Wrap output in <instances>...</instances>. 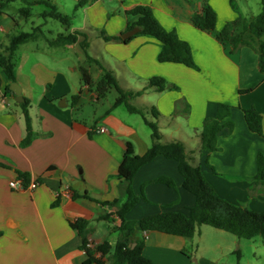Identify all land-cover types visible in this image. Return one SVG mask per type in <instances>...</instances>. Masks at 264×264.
Listing matches in <instances>:
<instances>
[{"label":"crops","instance_id":"obj_1","mask_svg":"<svg viewBox=\"0 0 264 264\" xmlns=\"http://www.w3.org/2000/svg\"><path fill=\"white\" fill-rule=\"evenodd\" d=\"M71 1L75 4L79 0ZM231 2H212L217 12L216 30L204 31L191 21L201 9L190 0H181L177 5L173 0H120L124 12L139 4L150 6L168 30H176L181 39L189 42L198 69L159 61L163 45L150 35L137 33L127 43L106 41L99 36V29L110 31V25L109 34L103 28L107 35L119 36L138 17L115 15L102 7L101 0L78 8L82 12L79 25L73 19L69 30L62 25L64 33L85 31L91 37L90 47L95 40L103 39L107 53L144 86L151 77L165 78L169 86L163 91L145 90L137 101L138 107L158 109L160 115L153 117L163 129L165 141H182L221 197L264 212V181L257 179L264 136L249 129L244 114L245 109L256 108L263 117L264 133V72L259 67V44H255L254 36L247 34L251 45L236 50L217 38L227 23L239 18ZM6 8L0 15V54L7 53L11 37L21 27ZM47 37L57 36L51 32L50 36L39 35L16 51L17 82L24 98L30 101L33 137L29 143H23L27 124L22 106L7 90L9 78L0 66V264H97L86 262L83 238L71 224L88 220L89 237L95 244L108 240L115 246L119 235L114 237L110 232L113 225L120 224L115 214L118 206L102 202L118 199L121 204L125 200L118 170L128 143L136 154L143 155L151 146L152 131L145 129L144 125H148L143 116L138 119V113L132 114L125 104L114 107L112 103L91 120L80 114L87 89L83 76L77 75L82 65L59 52L74 51L81 61L85 53L78 54L76 42L51 45ZM91 76L96 84L99 80ZM87 92L94 101L104 99L93 88ZM78 93L82 97L74 107L72 97ZM145 95L150 97L142 98ZM219 103L232 106L230 116L222 122L231 120L234 126H225L218 133V150L207 151L202 149L200 133L205 119L217 116ZM123 105L127 114L120 111ZM19 171L28 173L30 183L38 182V186L31 189ZM160 177L172 178L175 187L157 182ZM14 179L22 180L20 188L10 186ZM132 186L137 195L145 196L127 214L128 220L137 223L161 212L188 214L196 203L195 196L184 187L178 161L163 155L143 165ZM105 213L114 214L113 221L99 218ZM134 237L145 239L144 255L155 264H264V242L259 235L240 238L224 229L202 225L193 237H185L143 231L137 224ZM102 258L103 264H109L107 257Z\"/></svg>","mask_w":264,"mask_h":264},{"label":"trees","instance_id":"obj_2","mask_svg":"<svg viewBox=\"0 0 264 264\" xmlns=\"http://www.w3.org/2000/svg\"><path fill=\"white\" fill-rule=\"evenodd\" d=\"M14 0H0V15L5 12V8L9 2ZM90 1L95 0H79L76 8L85 6ZM262 2V11L254 18L248 21L245 18H238L230 23H227L223 29L218 32L217 38L222 42L229 43L232 50H236L244 45H251L250 40L246 37L250 34L259 40V67L261 72H264V0ZM46 4L48 9L42 13L44 18H53L60 20L67 30L72 26L73 17L65 14L61 9L51 3L50 0H35L34 4ZM25 14L29 13V7L21 9ZM126 14L137 16L138 19L127 26V30L134 27H140L138 34L150 35L159 40L163 47L159 53L158 59L161 62H173L184 64L189 67L198 69L199 66L195 62L192 47L189 42L181 39L176 30H168L157 18L154 10L144 4H139L131 9L125 11ZM192 23L201 30L215 31L217 26V12L209 4L198 10L191 19ZM36 30L21 31L14 34L7 47L6 54H0V66L4 69L9 78L10 84L17 81V59L16 51L19 46L37 36ZM44 35V33H41ZM99 36L106 41H121L129 42L133 37L124 40L122 34L119 36H110L102 30L98 32ZM79 36L83 39L79 40ZM51 45L78 43L86 56V61L95 63L101 70V77L95 84L92 76L87 68L80 67L83 75V85L91 91L93 86L97 87L99 98H104L112 88H115L119 96L114 102V107L125 104L131 113H138L143 116L145 123L152 131V144L145 154L138 155L131 143H128L125 151L124 159L119 166L118 177L123 183L125 200L119 204L118 199L114 201H103V205L118 206L115 213L120 219L119 225H113L112 229L118 231L119 237L113 247L108 240L96 244L94 247H88L89 221L80 219L73 222L72 227L79 232L83 238V248L87 252V263L103 264V257H107L109 264H155L151 259L144 255L145 239H136L134 237L137 224L143 231H160L168 234L193 237L197 234L198 229L202 225H210L215 228L224 229L235 234L240 238L251 239L255 236H261L264 242V212H258L246 206H240L231 201L221 197L205 178L204 171L199 164H196L195 157L187 150L185 144L179 140L162 141V132L157 122L149 119V113L154 117L160 115L155 106L138 107L131 103V100L136 96H140L148 88H153L157 91L165 90L169 85L165 78L160 76L151 77L148 81L147 87L142 90L125 89L119 84L114 71L107 67L96 57L89 54L90 47L89 35L82 30H77L69 33H60L56 38L47 37ZM9 84V86H10ZM8 91H11L10 88ZM82 93H78L72 97V105L75 107L80 103ZM30 101L25 99L21 102L26 124L27 135L23 143H29L33 137L32 119L28 110ZM231 105L219 103L218 114L216 117L206 118L203 129L200 133L202 149L207 151L218 150L217 135L226 126L233 128L234 123L231 120L225 124L222 121L230 116ZM245 120L249 129L259 135L264 136L263 133V117L256 108L244 110ZM163 155L169 159L178 161V168L184 177V187L191 192L195 198L196 203L190 208L189 213L183 212H161L154 215L143 217L137 222L127 219V214L139 202L140 199L145 198L144 194L137 195L132 186V181L138 170L145 164L151 162L157 156ZM208 164V163H207ZM259 172L257 179L264 181V155H258ZM19 176L24 180L25 184L30 183V176L26 172L19 171ZM162 182L170 187H175V182L170 177H160L156 180ZM84 196H88L87 193ZM112 213H105L99 216L100 219L113 221ZM1 235V232H0ZM100 254L101 256H97Z\"/></svg>","mask_w":264,"mask_h":264},{"label":"rangeland","instance_id":"obj_3","mask_svg":"<svg viewBox=\"0 0 264 264\" xmlns=\"http://www.w3.org/2000/svg\"><path fill=\"white\" fill-rule=\"evenodd\" d=\"M34 1L35 0H14L12 2H9V4L6 8V12L15 16L18 19V21L20 22L21 27L18 31L19 32L21 30L31 31L33 26H34V29L37 27H39V29H40V30H36V33L38 35H42L41 33H44V31H45V33H44L45 36H50V32H51L52 36L55 37L60 32H65L63 25H62L60 20L53 19L50 17L46 19L41 15V13H43L45 10L48 9L47 5L42 4V3L34 4ZM50 1L55 6L59 7V9L63 10L65 12V14L72 16L73 17V23H75L76 25L80 24V15H82V12H80L81 11V10H79L80 8L79 9L76 8L77 3L74 4L71 0H50ZM179 1H181V0H173V4L177 5L179 3ZM216 1L217 0H190V2L192 4H194V6H199L198 7L199 9H202L204 6H207L209 4L214 8V6L212 5L213 4L212 2H216ZM231 3H232V6L234 7V11L239 14V17L245 18L248 21H250L257 14H259L263 8L261 0H232ZM101 5H102V7H104L105 10L110 11V12L113 11L115 13V15H122L121 13L125 14V12L122 10L120 0H101ZM23 7H29V13L28 14H25L24 12L21 11V8H23ZM78 10H79V12H78ZM221 12H222L221 9H219L220 15L224 16L223 14H221ZM40 25H43V27H44L43 31H42ZM103 28L99 29V31H102ZM107 28H109L110 31L112 30V27H110V25ZM105 29L106 28H104V30ZM110 31H108L106 29L107 33ZM95 35H97V33ZM82 39H83V37H82ZM255 41L257 42L255 44L258 45L259 40L256 38ZM227 44H229V43H227ZM104 47H105V41L103 39H100V41L95 40L94 43L92 44V46L90 47V49L88 50V52L90 55L99 58V60L101 62L109 65L111 68H113L115 70V74L119 79L120 86H122L124 88H133L134 89V87H135V88L140 89V88H144L145 86L148 85L145 83L146 85L144 86V83H140L138 80L134 79L133 76L131 75V73L129 72V69L127 67L121 65V63L119 61H117L116 59L112 58L107 53V51L105 50ZM229 47H231L230 44H229ZM258 47H259V45H258ZM76 51L79 54L83 51V48L78 44V46L76 47ZM59 55H61L62 57L66 58L68 60H72V61L74 60V62L77 65H82L85 68H87L88 70H90V72L94 76V78H97L98 80L100 79L101 73H102L101 68L98 65H96L95 63L91 64V62L86 61V56H83L82 57L83 60L81 61V59L78 58V56L75 54L74 51L69 52L67 54L63 53V52H59ZM77 75L79 76V78L83 76L81 74V72H78ZM80 84H82V83H80ZM92 88L94 90H97L96 86H93ZM148 89H150V88H148ZM118 96H119L118 91L115 88H112L110 90V92L104 97V99H102L101 102H97V101L92 100L91 94L88 93L87 89H86L84 94H83V99H82L81 105L79 107L80 108L79 113L83 114L88 120H91V119H93L94 116H100L101 114H103L104 111L107 108H109L112 103H114L116 101ZM149 97L150 96L145 95L142 98H149ZM139 98H141V96H138V97L136 96L137 100L133 98L131 100V103L138 106L137 101H139ZM120 111L127 114V108L124 105L121 106ZM132 114H134V113H132ZM139 115L140 114L136 115L135 117H138V119H139V117H140ZM148 117L150 120L155 121L153 115H151L150 113H149ZM144 127L146 130H148V131L150 130L149 126L144 125ZM161 129L162 128H160V130ZM162 130H161V132H162ZM162 134H163V132H162ZM165 140H166V137L163 134L162 141L165 142ZM150 144H152V138H151ZM111 231L112 232H110V234H112L114 237H118V235H119L118 231H114L112 228H111Z\"/></svg>","mask_w":264,"mask_h":264},{"label":"water","instance_id":"obj_4","mask_svg":"<svg viewBox=\"0 0 264 264\" xmlns=\"http://www.w3.org/2000/svg\"><path fill=\"white\" fill-rule=\"evenodd\" d=\"M141 30L140 27H134L131 30L124 32L121 36L124 40L131 38L133 35L137 34ZM11 92L15 95V98L18 102H24L25 98L23 96V91L21 85L16 81L12 82L9 86Z\"/></svg>","mask_w":264,"mask_h":264},{"label":"built area","instance_id":"obj_5","mask_svg":"<svg viewBox=\"0 0 264 264\" xmlns=\"http://www.w3.org/2000/svg\"><path fill=\"white\" fill-rule=\"evenodd\" d=\"M9 184L12 188L18 189L22 186V180L21 179H14V180H11ZM29 186L31 189H34L38 186V182L33 181L30 183ZM87 245H88V247H94L96 244L94 243V241L91 238H89Z\"/></svg>","mask_w":264,"mask_h":264}]
</instances>
